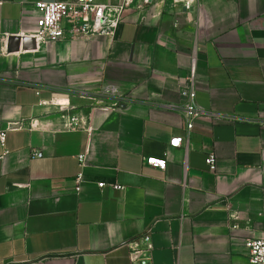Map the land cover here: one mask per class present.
Instances as JSON below:
<instances>
[{
  "label": "crops",
  "instance_id": "1",
  "mask_svg": "<svg viewBox=\"0 0 264 264\" xmlns=\"http://www.w3.org/2000/svg\"><path fill=\"white\" fill-rule=\"evenodd\" d=\"M39 1L74 0H0V264H133L145 235L152 264H249L264 226V0H127L115 38L56 43L30 37ZM192 58L205 115L170 148L186 137Z\"/></svg>",
  "mask_w": 264,
  "mask_h": 264
},
{
  "label": "built area",
  "instance_id": "2",
  "mask_svg": "<svg viewBox=\"0 0 264 264\" xmlns=\"http://www.w3.org/2000/svg\"><path fill=\"white\" fill-rule=\"evenodd\" d=\"M131 2L125 1L120 6H110L99 3L97 0H74L69 3L43 2L35 4L36 24L35 32L30 35L36 42L56 43L61 40L80 41L95 40L100 37L115 38L119 28L125 22V11ZM115 88H108L107 94H113ZM181 96L184 105L181 109L186 137H175L170 143V148H185L189 136L195 128L197 120L205 113L197 106L196 90V59L192 58L191 69L187 84ZM86 122L80 120L73 123L70 128L83 130ZM6 132L0 133V144L4 146ZM42 158L41 153L33 155ZM206 163L211 171L216 170V159L210 155ZM146 164L154 169L165 170L166 161L161 158H148ZM104 188V184H99ZM115 190H122L120 186H112ZM249 264H264V226L261 236L246 242ZM153 246L148 235L142 237L141 242H135L129 248V257L133 264H152Z\"/></svg>",
  "mask_w": 264,
  "mask_h": 264
}]
</instances>
